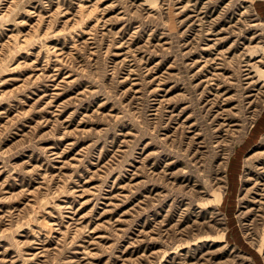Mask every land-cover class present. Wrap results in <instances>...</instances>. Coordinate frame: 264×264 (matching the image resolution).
Returning a JSON list of instances; mask_svg holds the SVG:
<instances>
[{
  "label": "rangeland",
  "instance_id": "1",
  "mask_svg": "<svg viewBox=\"0 0 264 264\" xmlns=\"http://www.w3.org/2000/svg\"><path fill=\"white\" fill-rule=\"evenodd\" d=\"M0 264H264V0H0Z\"/></svg>",
  "mask_w": 264,
  "mask_h": 264
}]
</instances>
